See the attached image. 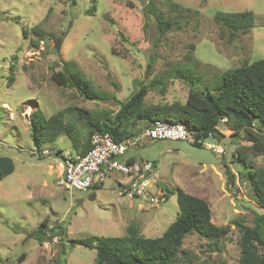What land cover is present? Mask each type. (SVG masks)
Instances as JSON below:
<instances>
[{"label": "rangeland", "instance_id": "rangeland-1", "mask_svg": "<svg viewBox=\"0 0 264 264\" xmlns=\"http://www.w3.org/2000/svg\"><path fill=\"white\" fill-rule=\"evenodd\" d=\"M152 1L173 22L164 34L145 12L149 0H0V155L14 164L0 179V264H94L95 247L70 238L124 236L131 223L144 236H159L178 212V188L205 197L212 220L227 225L220 249L187 234L178 264L238 263L240 234L231 221L253 224L259 204L244 175L264 168V153H248L252 167L231 162L234 148L249 144L242 132L231 135L221 121L224 135L204 139L221 145V154L187 140L145 138L129 147L122 159L154 162L150 192L157 196L162 187L168 196L156 207L120 195L127 178L119 172L96 187L65 189L57 180L63 157L77 153L72 140L61 134L40 150L31 140L30 118L38 110L46 117L62 110L83 141L87 129L79 109L113 115L140 83L160 78L145 104L183 102L190 87L200 91L225 69L264 58V0H171L188 9L183 11L168 0ZM241 10L252 11L253 26L228 41L213 15ZM65 66L79 70L104 98L86 99L56 83L51 73ZM178 72L193 81L176 77ZM224 162L236 176L234 184L226 185ZM41 222L45 235L37 237ZM59 225L64 236L54 231Z\"/></svg>", "mask_w": 264, "mask_h": 264}, {"label": "trees", "instance_id": "trees-1", "mask_svg": "<svg viewBox=\"0 0 264 264\" xmlns=\"http://www.w3.org/2000/svg\"><path fill=\"white\" fill-rule=\"evenodd\" d=\"M168 4L176 10H188L171 0H168ZM145 12L154 18L160 34H164L173 24L164 17L152 0L147 3ZM213 20L227 33L228 41H232L253 26V13L250 10L218 11L213 15ZM64 68V71L56 70L51 73V78L56 83L75 88L86 99L104 98L79 70H72L67 66ZM176 75L193 81V77L187 72H178ZM12 79V76L9 77L8 85ZM161 82L160 78L152 80L149 84L140 83L138 89L120 104L113 115L101 117V114L92 115L86 109H79L87 129L83 141L75 134L72 125L64 120L62 110L48 117L42 115L39 110L33 112L30 118L32 143L40 150L44 144L53 143L57 136L66 134L72 140L76 152L84 153L90 146V136L94 131L107 132L116 141H123L126 137L139 134L154 119H161L182 122L188 129L195 130V138L200 140L208 136L222 137L224 134L219 128L222 122L224 127L231 130V135L237 137L242 132L249 144L237 145L232 151L231 162H240L244 167L253 166L248 159V153L253 156L264 153V58L245 61L225 69L200 91L190 87L183 102L145 104L144 97L148 90ZM192 143L202 145L198 141ZM127 160L134 159L128 157ZM224 166L226 185L234 184L235 174L225 162ZM13 168L12 159L0 155V179L11 173ZM244 176L251 184L259 207L252 210V225L245 224L241 219L231 221L240 234V255L237 264H264V168L248 170ZM96 186L98 185H91ZM158 189L166 199L168 196L163 188ZM176 199L178 212L159 236H144L136 224L131 223L126 227L124 236L99 235L70 238L69 241L87 248L94 246V264H178V255L186 253L182 248L183 239L190 233H196L217 246L227 225L216 224L212 220L209 201L181 188L176 191ZM43 226L45 225L41 222L36 231L37 237L45 235ZM58 229L64 236L65 231L61 225L54 228V231ZM217 249H220L219 246ZM22 258L23 254L18 260Z\"/></svg>", "mask_w": 264, "mask_h": 264}, {"label": "built area", "instance_id": "built-area-1", "mask_svg": "<svg viewBox=\"0 0 264 264\" xmlns=\"http://www.w3.org/2000/svg\"><path fill=\"white\" fill-rule=\"evenodd\" d=\"M195 133V130L188 129L182 122L161 119H154L139 134L126 137L123 141H116L107 132L94 131L90 136V146L84 153H74L63 157L62 170L57 183L65 189L86 190L91 185L102 184L110 173L119 172L127 178V182L119 191L120 195L129 199L143 200L149 207H156L165 197L160 192L157 196L150 192L153 186L151 174L154 162L129 161L121 157L125 155L129 147L145 138L198 141L216 153H224L221 145L196 139ZM138 206L143 207L142 203H138ZM53 239L55 241L56 237Z\"/></svg>", "mask_w": 264, "mask_h": 264}, {"label": "water", "instance_id": "water-1", "mask_svg": "<svg viewBox=\"0 0 264 264\" xmlns=\"http://www.w3.org/2000/svg\"><path fill=\"white\" fill-rule=\"evenodd\" d=\"M55 47L58 50V42L55 44ZM147 74H148V67H147L146 72H145V77L147 76Z\"/></svg>", "mask_w": 264, "mask_h": 264}, {"label": "bare ground", "instance_id": "bare-ground-1", "mask_svg": "<svg viewBox=\"0 0 264 264\" xmlns=\"http://www.w3.org/2000/svg\"><path fill=\"white\" fill-rule=\"evenodd\" d=\"M7 107V106H6Z\"/></svg>", "mask_w": 264, "mask_h": 264}, {"label": "clouds", "instance_id": "clouds-1", "mask_svg": "<svg viewBox=\"0 0 264 264\" xmlns=\"http://www.w3.org/2000/svg\"><path fill=\"white\" fill-rule=\"evenodd\" d=\"M203 145V144H202Z\"/></svg>", "mask_w": 264, "mask_h": 264}]
</instances>
